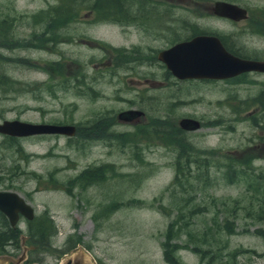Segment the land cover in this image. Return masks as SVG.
<instances>
[{
    "label": "rangeland",
    "instance_id": "374dc122",
    "mask_svg": "<svg viewBox=\"0 0 264 264\" xmlns=\"http://www.w3.org/2000/svg\"><path fill=\"white\" fill-rule=\"evenodd\" d=\"M58 1L0 0V16L14 18L10 28L14 38L29 39L40 31L31 15ZM214 1L167 0L160 7L172 8L177 40L193 37L190 33L196 27L224 36L245 58L264 60V36L257 26L264 18V0H226L247 8L249 18L240 22L211 14ZM103 18L83 7L67 26L57 28L56 44L1 49L6 60L0 61V74L13 82L0 83V115L76 126L112 117L111 131L120 138L83 140L77 133L46 134L10 145L0 138L4 178L0 186L21 195L35 215L45 212L54 221L58 232L50 245L62 249L70 238L80 240L63 258L72 255L89 264H169L162 242L168 223L182 209L175 227L180 232L172 240L182 264H200L196 246L206 251L201 264H264V218L248 215L250 205L258 209L255 196L264 199L263 190L254 189L256 177H264V111L255 106L264 89V73L177 80L168 91L147 90L138 84L137 74L129 72L144 71L151 77V70L139 64H130L129 69L124 63L114 65L111 54L137 40L131 42L120 23ZM155 46L163 48L165 43L161 40ZM126 110H140L143 115L134 123L118 121L117 114ZM183 117L199 120L200 127L181 129L178 121ZM158 119L181 129L191 145L189 159L196 163L191 162L192 178L182 179L184 190L176 185L168 188L179 152L162 140ZM103 166L99 184L73 181L82 171ZM16 226L23 247L25 225ZM51 249L36 245L26 259L58 264L61 257ZM20 252L16 247L13 258L0 256V264H14Z\"/></svg>",
    "mask_w": 264,
    "mask_h": 264
},
{
    "label": "trees",
    "instance_id": "16d2710c",
    "mask_svg": "<svg viewBox=\"0 0 264 264\" xmlns=\"http://www.w3.org/2000/svg\"><path fill=\"white\" fill-rule=\"evenodd\" d=\"M59 0L58 4L55 6H48L47 8L39 11L36 14H32L30 19L32 20L33 24H39L40 31L34 32L31 34L29 39H17L14 38L13 35H11V27L14 25L13 21L14 18L8 17V16H0V50L1 49H11L12 47H19L22 46L24 48L28 47H45L46 44L54 45L57 42V28L67 26L69 22L74 20L76 16L78 15V12L81 8H88L89 10H93L97 13V15H100V17H104V20L112 21V22H118L121 23V15L119 13V10H121V7L123 6L124 0ZM249 18V17H248ZM41 22V23H40ZM261 30L259 27H262ZM257 26L259 33H261L264 36V18L262 21H257ZM42 27V28H41ZM199 35V34H214L210 33V31L205 32H199L196 27L193 28L191 35ZM193 35V36H194ZM217 35L225 48L230 51L231 53L241 56L239 53H237L236 50H234L232 47H230L224 36ZM26 42V43H25ZM6 60L3 59L0 56V61ZM48 67L50 64L47 65ZM52 66V65H51ZM56 70V72L59 71L58 68L51 67ZM244 76L245 74H241ZM13 81L8 80L5 78L2 74H0V83L7 84L8 86L12 85ZM254 100V99H253ZM253 102V101H252ZM255 102L258 103V105H255L256 107L260 108L261 111H264V89H262L257 97L255 98ZM107 119V118H102ZM254 120V119H253ZM252 120V121H253ZM160 122V119H158ZM103 122V121H102ZM256 121H254L255 123ZM160 130L161 133L164 135L162 140H165L167 143L171 144L170 146L176 148L179 152L178 161H176V171L175 176L170 183L171 185L168 186V188H171L173 186L180 187L183 189V183L182 179L184 176H188L192 178L191 175V162L194 164L196 163V159H189V153L191 151V145L187 143L186 140H184L182 136L181 129L177 127L171 126L168 121H161L160 122ZM257 124V122H256ZM171 126V127H170ZM156 128V127H155ZM154 129V128H153ZM188 152V154H186ZM231 166H229L230 168ZM102 169H105V166L99 167V168H92V169H86L82 171L80 174H78L73 181L76 182L78 185H95L99 184L98 182L101 180L100 172H102ZM104 172V171H103ZM182 172V174H180ZM231 178V177H230ZM187 180V179H186ZM257 183L254 184V189L256 193H262L261 189L264 193V182L261 183L260 181H264V177L262 175H259L256 177L255 180ZM188 188L191 187V185H187ZM184 190V189H183ZM254 205L258 206V209H253L250 205L249 210L251 212H248V215L251 217H258L264 218V199L260 198L259 196H255L254 198ZM187 202V200H185ZM117 209V206L113 209L107 208V212L110 210V212H113ZM169 212V211H168ZM167 212V214H168ZM180 215H177L175 219H171L168 223L167 230L165 233L164 241L162 242L163 247V258L164 260L169 264H182L178 257L175 256V251L179 249L176 243H173L172 240L175 238L176 235H179L180 230H178L176 227L177 220L179 218H182V209L179 210ZM39 218H35L34 221H29L26 223L25 226V242L28 241V247L30 250L34 249V246L40 245L43 247H51V251H57L58 252V258L62 257L64 254H67L73 248H76L77 243H81L80 240L74 241L71 238L69 239V242L67 245H69L66 248L58 249L54 246L50 245L51 239L55 238L57 235L58 229L55 225L54 221L50 217L46 215L45 212H42ZM0 245H5L10 242L15 244L16 247H18V236L20 234V230L18 228H11L8 224H0ZM184 226H186V223H184ZM205 240V239H204ZM87 248V247H86ZM29 250V251H30ZM47 251L49 249H46ZM89 251L90 249L87 248ZM194 252H197L200 254V264L203 262V260L206 258V251H201V249L197 248V246L193 249ZM26 262H33V263H42L37 257H33L32 259L28 258L26 259Z\"/></svg>",
    "mask_w": 264,
    "mask_h": 264
},
{
    "label": "water",
    "instance_id": "95a60500",
    "mask_svg": "<svg viewBox=\"0 0 264 264\" xmlns=\"http://www.w3.org/2000/svg\"><path fill=\"white\" fill-rule=\"evenodd\" d=\"M209 10L217 17L234 22L246 20L249 16L245 7L226 0H215ZM158 59L178 79L218 80L248 72L264 73V60L240 57L231 53L214 34H199L174 43L160 50ZM141 113L139 110L122 111L118 114V119L132 121ZM178 126L183 130H195L200 127V121L183 117L178 121ZM0 134L15 137L59 134L71 137L76 134V128L70 124L34 123L10 119L0 122ZM0 211L9 218L11 226L15 225L18 212L27 218L32 217L31 207L18 194L11 191H0ZM24 253L25 247L16 257L14 264H19V261L24 259ZM71 256L63 258L59 264H86L82 259Z\"/></svg>",
    "mask_w": 264,
    "mask_h": 264
},
{
    "label": "flooded vegetation",
    "instance_id": "af4514ba",
    "mask_svg": "<svg viewBox=\"0 0 264 264\" xmlns=\"http://www.w3.org/2000/svg\"><path fill=\"white\" fill-rule=\"evenodd\" d=\"M163 1H167V0H135V2L133 0H124L123 6L121 7V10H119L122 20L120 23L121 32L124 33L125 36H130L131 42L133 39H136L137 43L132 44V46L129 48L128 47L122 48V50H113V48L111 49L113 50L111 54L113 57L112 59L114 65L117 62L124 63L126 64L125 66L127 67V69H129L132 68L130 64H137V65L139 64L141 68H145L147 70L150 69L152 73V75H150L151 77H147L148 73H145L144 71L135 72V73L133 71H130L129 74H133V75L137 74L138 76L136 75L135 79L138 81V84L142 85L144 88H147V90H153V91L156 89L158 90L165 89L168 91L169 89H171L172 85H176L177 80L178 81L188 80V79L176 78L169 70L166 69L165 65L158 59V52L160 50L168 48L174 43L183 41L176 39L175 28H174L175 25L172 23L173 20L170 17L172 8L167 7L162 9L160 6ZM167 15H169V17ZM167 21H169V23H167ZM114 23L118 24V22H114ZM161 40L164 41L165 46L163 48H159L155 46V43ZM100 46H102L103 48L106 47L105 45L102 44ZM160 68H162L163 71L158 73L156 69H160ZM203 80H211V79H203ZM81 81H80L81 84L84 85L83 83L84 77L81 79ZM166 94H170V93H166ZM118 114L116 117L117 120L120 121L118 119ZM142 115L143 113H141L139 116H137L135 119H133L128 123H134L136 121L138 122L142 117ZM102 118H107V119H105L104 121L102 120ZM111 118L100 117V119H98L97 121H93L92 124H85L80 126H76L74 123H57V124H70L75 126L76 133L78 134L79 139L101 140V139H111L113 137L115 138V140H117L120 137H118L119 135H116L111 131V128L115 122L111 120ZM12 119H16V118H12ZM3 120H9V119H5L0 115V122ZM34 123H44V122H34ZM32 136H37V135H32ZM32 136L15 137V136L0 134V138L3 139L2 142H7L6 144L8 145H10V143L17 142L19 139L28 138ZM1 179L4 178L1 177V172H0V181ZM0 191H13V190H11L10 188L9 189L2 188L0 186ZM21 198L23 199L22 196ZM25 202L27 203V201ZM32 213H33V209H32ZM39 215L40 214L35 215L33 213L32 217L27 218L26 216L21 215L18 212L16 224L24 223V225L26 226L27 222L34 221L35 218L40 217ZM9 222H10L9 218L5 214H3V212L0 211V224L5 225V224H9ZM10 227L15 229L16 225ZM15 249H16L15 244H13L12 242L10 243L7 242V244L5 245L4 244L0 245V253L2 254L12 255ZM20 263H22V261H19V264Z\"/></svg>",
    "mask_w": 264,
    "mask_h": 264
},
{
    "label": "bare ground",
    "instance_id": "6f19581e",
    "mask_svg": "<svg viewBox=\"0 0 264 264\" xmlns=\"http://www.w3.org/2000/svg\"><path fill=\"white\" fill-rule=\"evenodd\" d=\"M86 264H89V262L87 261Z\"/></svg>",
    "mask_w": 264,
    "mask_h": 264
}]
</instances>
